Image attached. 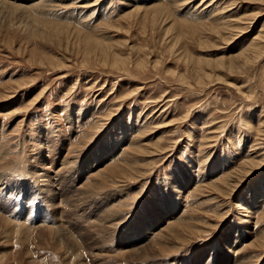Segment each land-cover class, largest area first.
<instances>
[{
    "label": "rangeland",
    "instance_id": "rangeland-1",
    "mask_svg": "<svg viewBox=\"0 0 264 264\" xmlns=\"http://www.w3.org/2000/svg\"><path fill=\"white\" fill-rule=\"evenodd\" d=\"M263 26L264 0H0V264H264V50L235 58Z\"/></svg>",
    "mask_w": 264,
    "mask_h": 264
},
{
    "label": "bare ground",
    "instance_id": "bare-ground-1",
    "mask_svg": "<svg viewBox=\"0 0 264 264\" xmlns=\"http://www.w3.org/2000/svg\"><path fill=\"white\" fill-rule=\"evenodd\" d=\"M22 1H25V0H22ZM41 1V0H40ZM39 2V1H38ZM18 6V5H17ZM13 7H16L15 5ZM20 7V6H19ZM264 43V26L262 27V29L259 31V34L256 35V37L254 38L253 42L251 44L248 45V47H246L244 50H242L235 58L238 59L240 62H242V64H247L248 62L252 61L253 59H255L257 56L259 57V55H261L260 53L264 50V46H262L261 44ZM257 60V59H256ZM220 61V60H219ZM249 64V63H248ZM261 127V126H260ZM48 161V160H47ZM249 162L252 161V160H248ZM247 162V161H246ZM45 163V162H44ZM254 163V162H253ZM53 164V163H52ZM244 164V163H243ZM246 164V163H245ZM244 164V165H245ZM248 164V163H247ZM254 165H257V164H254ZM253 164H250L248 165L249 167L250 166H254ZM245 167V166H244ZM255 167V166H254ZM258 168V167H257ZM254 169V168H253ZM250 170V169H249ZM248 174V173H247ZM1 183V182H0ZM92 186V185H91ZM91 188V187H90ZM4 189V188H3ZM52 190V189H51ZM43 194V193H42ZM87 198V197H86ZM62 203V202H61ZM50 204V203H49ZM53 206V205H52ZM54 208V207H53ZM106 209V208H105ZM58 210V209H57ZM58 212V211H57ZM108 212V211H107ZM88 218V217H87ZM117 218V217H116ZM5 221V220H4ZM10 221V220H9ZM103 223V222H102ZM7 224V223H6ZM12 224V223H11ZM44 224V223H43ZM93 224V223H92ZM108 224V223H107ZM8 226V225H7ZM31 226V225H30ZM18 227V226H17ZM20 228V227H19ZM64 228V227H62ZM92 228V227H91ZM105 229V228H104ZM22 230V229H21ZM66 230V229H64ZM60 231V230H59ZM67 231V230H66ZM103 232V230H101ZM58 232V231H57ZM16 233V232H15ZM21 233V232H20ZM19 233V234H20ZM54 233V232H53ZM59 233V232H58ZM62 233V232H61ZM3 234V233H2ZM1 234V235H2ZM22 234V233H21ZM55 234H57L55 232ZM0 235V236H1ZM11 235V234H10ZM24 235V234H23ZM97 235V234H96ZM99 235V234H98ZM97 235V236H98ZM40 236V235H39ZM62 235L59 237V236H56L57 238L59 237L60 238V241L62 242ZM99 237V236H98ZM4 238V237H3ZM58 238V239H59ZM68 238V237H67ZM65 238V239H67ZM103 238V237H102ZM64 239V240H65ZM65 241H68V240H65ZM72 242V241H71ZM70 243V242H69ZM60 244V243H59ZM74 244V243H73ZM61 245V244H60ZM70 245V244H69ZM76 245V244H75ZM58 246V245H57ZM67 246V245H65ZM64 246V247H65ZM78 246V244H77ZM62 247V246H61ZM76 247V246H75ZM60 248V246H59ZM66 248V247H65ZM65 248H63L65 250ZM70 248V247H69ZM72 248V247H71ZM102 248V247H101ZM58 249V248H57ZM77 250V249H76ZM79 251V250H77ZM104 251V250H102ZM129 251V250H128ZM81 252V251H80ZM107 252V251H106ZM133 252V251H132ZM234 252V251H233ZM77 254V253H76ZM92 254V253H91ZM125 254V253H123ZM127 254V253H126ZM106 255V254H105ZM111 255V254H110ZM78 256V255H77ZM107 257L109 255H106ZM111 257V256H110ZM77 258V257H76ZM99 258V257H97ZM79 260V259H78ZM97 261V260H96ZM80 262V261H79ZM81 264V263H79Z\"/></svg>",
    "mask_w": 264,
    "mask_h": 264
}]
</instances>
